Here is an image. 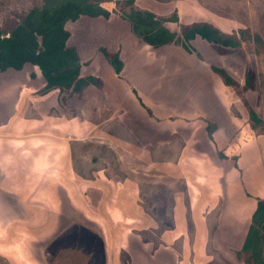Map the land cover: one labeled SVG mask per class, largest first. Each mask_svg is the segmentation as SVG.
Segmentation results:
<instances>
[{
	"label": "rangeland",
	"instance_id": "1",
	"mask_svg": "<svg viewBox=\"0 0 264 264\" xmlns=\"http://www.w3.org/2000/svg\"><path fill=\"white\" fill-rule=\"evenodd\" d=\"M44 1L0 0V28ZM100 1L109 17L65 22L96 86L55 94L50 118L33 119L39 68L0 72V264H249L242 246L264 198V0ZM136 11L179 37L211 23L237 44L153 50L125 18ZM102 49L126 59L121 75ZM89 96L94 113L79 112Z\"/></svg>",
	"mask_w": 264,
	"mask_h": 264
},
{
	"label": "trees",
	"instance_id": "2",
	"mask_svg": "<svg viewBox=\"0 0 264 264\" xmlns=\"http://www.w3.org/2000/svg\"><path fill=\"white\" fill-rule=\"evenodd\" d=\"M82 14L107 18L110 11L102 6L100 0H45L41 6L33 7L9 31L4 32L0 28V72L11 69L21 71L28 64L36 66L45 79V93L56 88L69 93L78 92L91 84L97 85V77L81 75L79 53L75 46L67 43L71 33L65 27V22L75 21ZM125 18L132 22L133 32L153 47L176 42L186 51H192L191 41L197 37L221 46L234 47L237 44V41L224 36L217 27L207 22L188 26L179 37L163 24L164 18L158 19L150 11H136L132 15H125ZM102 51L119 74L124 67L119 53L107 49ZM212 69L222 76L225 83H238L225 69L215 65H212ZM249 78L247 76L248 83ZM251 119L254 127L263 123L254 109L250 111ZM248 230L242 246V251L248 252L246 261L249 264H264V198L258 200Z\"/></svg>",
	"mask_w": 264,
	"mask_h": 264
},
{
	"label": "crops",
	"instance_id": "3",
	"mask_svg": "<svg viewBox=\"0 0 264 264\" xmlns=\"http://www.w3.org/2000/svg\"><path fill=\"white\" fill-rule=\"evenodd\" d=\"M76 21H78V20H76ZM165 24V23H164ZM166 26V25H165ZM88 27V26H87ZM167 28H169L168 26H166ZM170 29V28H169ZM171 30V29H170ZM71 36V35H70ZM137 38H139V39H141V41L144 43V44H147L149 47H151L153 50H155V49H161V48H163V47H165L166 45H169V44H172V43H176V42H171V43H167V44H164V45H162V46H160V47H153V46H151V45H149L147 42H145L141 37H139V36H136ZM70 38V37H69ZM67 43H69V39H68V42ZM69 46H72L71 44H68ZM73 46H75V45H73ZM76 47V49H77V51H78V53H79V56H80V60H81V62H82V59H81V56H82V58H83V56H84V54H82L81 53V51H80V49H79V45H76L75 46ZM186 51V50H185ZM119 53V52H118ZM81 54V55H80ZM119 56H120V58L121 59H123L122 61L124 62V67H123V69H122V71L119 73L120 75H121V73L125 70V67H126V59H124V57H121L122 55H120L119 54ZM106 58V57H105ZM107 60V59H106ZM107 62H108V60H107ZM109 63V62H108ZM29 65V64H28ZM82 65H83V62H82ZM81 68H82V66H81ZM40 71V70H39ZM40 75L42 76V74H41V72H40ZM81 75L82 76H88V75H93V76H95L93 73H90V74H88V75H83V73H82V69H81ZM42 78H43V76H42ZM43 80H45L44 78H43ZM92 86H96L95 84H91V85H89V86H86L85 88H83L81 91H75V92H71L70 93V95L71 94H73V93H77V94H83L84 92H85V90L87 89V88H91ZM10 87V86H9ZM44 87V86H43ZM59 92H62V91H60V89H58V88H56V89H52V90H50L49 92H47V93H45V92H43V88H42V90H40L39 91V93L40 94H37V96L36 97H34L33 98V100L31 101V103L30 104H33L34 105V108H35V111H36V113H35V115H36V117L37 118H35V117H33V119H49L50 118V116H48L45 112H43V106L42 105H45L46 103H47V101H50V102H52V99H53V101H54V96H55V94H56V97H58V95H59ZM46 96H50L49 97V99H47V97ZM90 98H87L86 100H82L80 103H78L79 104V112L80 111H84L85 112V114H87V112H88V110L89 109H91V110H93V113H94V106H93V102L95 103V102H97V104H98V100L99 99H95L94 101H92L93 99H94V97L93 96H89ZM108 98H110V92H108ZM140 100V99H139ZM137 101V100H136ZM141 102V101H140ZM59 102L58 101H55V105L54 106H56L57 104H58ZM104 103H105V106H107V107H109L110 105H111V101H109V99H107L106 100V102H101V104L102 105H104ZM133 105H135V107H137V105H138V108L139 109H141V106H140V104H139V102L137 101V103L135 104V103H133V102H130V105H128V108H133ZM76 107H75V109H76V112L78 111V105H75ZM90 107V108H89ZM54 109H56V108H54ZM98 109V108H97ZM127 112H129L130 113V116H131V119H137V117H136V115H135V113H134V110H132V111H127ZM143 114H144V112H143ZM145 114H147V117H148V119L149 118H151V115L148 113V112H145ZM54 117V119H80L78 116H75V117H61V116H53ZM78 117V118H77ZM114 118V117H113ZM27 119V118H26ZM31 119V118H30ZM95 119H102V117H99L98 118V116L97 117H95ZM79 125V126H78ZM90 127V123H79L78 124V122L77 123H75L74 124V126L72 127L73 128V132L74 133H77V135H78V132L77 131H82V134L81 135H84V134H86L87 132H88V129H87V127ZM170 259V258H169Z\"/></svg>",
	"mask_w": 264,
	"mask_h": 264
}]
</instances>
